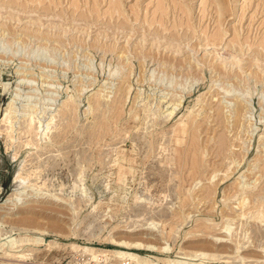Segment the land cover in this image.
I'll return each instance as SVG.
<instances>
[{"label": "rangeland", "instance_id": "obj_1", "mask_svg": "<svg viewBox=\"0 0 264 264\" xmlns=\"http://www.w3.org/2000/svg\"><path fill=\"white\" fill-rule=\"evenodd\" d=\"M8 1L0 0V79L31 81L23 89L34 91L42 125L54 116L56 128L42 135L41 149L23 147L15 158L5 140L0 203L24 163L43 197L14 217L0 215V264H137L107 254L116 250L149 264L191 262L195 254L202 264H264V221L256 218L264 209L258 0L227 1L225 36L212 48L204 44L217 14L209 5L203 13L201 0H178L187 16L167 5L169 29L152 22L155 0H121L123 14L113 16L109 0ZM66 104L74 109L64 116ZM191 122L203 149L196 177L182 171L173 141ZM11 234L30 242L11 245ZM221 238L231 244H217Z\"/></svg>", "mask_w": 264, "mask_h": 264}, {"label": "bare ground", "instance_id": "obj_2", "mask_svg": "<svg viewBox=\"0 0 264 264\" xmlns=\"http://www.w3.org/2000/svg\"><path fill=\"white\" fill-rule=\"evenodd\" d=\"M8 1V0H7ZM26 1H30V0H26ZM46 1V0H45ZM49 1V0H48ZM156 4H155V10L153 12V19L152 22H156L159 23V25H162L164 27V29H169L165 26V16L167 14V5L171 4V8L172 6H174L176 8V6H180L178 8V10H182V12L187 16L188 13H186L187 11H185L183 8V5L180 4V2L178 0H155ZM227 1L229 0H201L200 2V7H202V12L204 13L206 10V5H209L207 9H209V7H212L215 11V14H217V18H215V23H216V27L215 30L213 32H211L210 34L208 33V37L207 42L204 44L205 46H210L215 47V45H219V43L221 42V40H223L224 36L222 31H221V27H220V21H221V17L222 15H224L225 12H227V7L228 5L226 3H228ZM252 0H245L244 2L248 4V6L246 5V7H249L250 5H252ZM17 0H11L10 2L8 1L5 2V4L7 3V5H11L12 3H16ZM31 2V1H30ZM29 2V3H30ZM32 2H34L32 0ZM35 2H39V0H35ZM42 2V1H41ZM44 2V1H43ZM76 2V1H74ZM243 2V3H244ZM28 3V2H27ZM40 3V2H39ZM121 0H109V4H108V14L113 16V14H118V15H122V11H121ZM169 3V4H168ZM31 4V3H30ZM73 4V3H72ZM75 4V3H74ZM73 4V5H74ZM227 5V7H226ZM19 6H21L19 4ZM76 6V4H75ZM261 6L262 8V12L264 13V0H258L257 2V7ZM23 7V6H22ZM27 7V6H26ZM23 7V8H26ZM136 7V6H135ZM169 7V6H168ZM133 8V7H131ZM251 8V7H250ZM255 8V7H254ZM94 9H96L94 7ZM245 9V8H244ZM259 9V8H258ZM133 11H135L134 9H132ZM230 10V7L229 9ZM171 11V10H170ZM169 11V12H170ZM232 11V10H230ZM258 11V10H257ZM111 12V14L109 13ZM138 12V11H137ZM181 12V13H182ZM106 13V12H105ZM135 13V12H134ZM180 13V14H181ZM214 13V12H213ZM230 13V12H229ZM133 14V13H132ZM136 17L138 13H135ZM134 14V15H135ZM175 14V13H174ZM177 14V13H176ZM232 14V12H231ZM254 14V13H253ZM179 15V14H178ZM203 15V14H202ZM201 15V16H202ZM177 17V16H176ZM181 16H179L180 18ZM239 17V16H238ZM257 17V16H256ZM264 17V16H263ZM168 18V17H167ZM255 18V17H254ZM183 19V18H182ZM240 19V18H239ZM177 20V19H176ZM186 20V19H185ZM202 20V19H201ZM182 22V20H180ZM259 21V20H258ZM168 22V21H167ZM186 22V21H185ZM240 22V20H239ZM184 23V22H183ZM182 23V24H183ZM153 24V23H152ZM177 24V23H176ZM181 24V25H182ZM172 25V23H171ZM175 26V25H174ZM177 27L178 24H177ZM174 28V27H173ZM263 28V27H262ZM205 29V28H204ZM174 30V29H173ZM208 31V29H207ZM231 32V31H230ZM227 33V32H225ZM204 34H206V31H204ZM232 34V32H231ZM40 36V35H39ZM231 36V35H230ZM264 36V35H263ZM262 36V37H263ZM229 37V36H228ZM236 37V38H235ZM261 37V38H262ZM260 39V37H259ZM235 40L237 41V36H234L233 39L231 40V43H234ZM247 38L245 39L246 42ZM248 42V41H247ZM258 42V40H257ZM262 42V41H261ZM260 42V43H261ZM236 43V42H235ZM234 43V44H235ZM242 43V42H241ZM240 43V44H241ZM255 43V42H254ZM252 43V44H254ZM259 43V44H260ZM249 44V43H248ZM258 44V45H259ZM236 45V44H235ZM244 45V43H243ZM247 45V44H246ZM262 45V44H260ZM203 48H206V47ZM238 46V43H237ZM236 46V47H237ZM240 46V45H239ZM249 46V45H248ZM251 46V43H250ZM220 47V46H219ZM194 48V47H192ZM207 51V50H206ZM22 74V73H21ZM24 75V74H23ZM218 75V74H217ZM224 75V74H223ZM29 81H27L25 78H21L16 80L14 83H7V82H3L0 79V85L3 87L4 93H9V97L7 102L5 103V105L1 108V112H0V132L1 134L4 136L6 143L7 144H12L13 146H15L14 148V158L18 156L19 151L21 150V148L23 147H33V149L35 148L37 149H41V140H42V135L46 136L49 134V132L51 131L52 128H56V126H52V120L54 119V116H48L50 117L49 119H45L47 120V123H43L42 125V117H40L39 115L42 114V107L41 106H37L38 102L35 101V97L33 96L34 91L32 90H28L25 91V88L23 89V86H27L30 85V82L28 84ZM32 83V82H31ZM11 88V90H10ZM30 88V87H29ZM31 89V88H30ZM35 92H37L35 90ZM124 92V91H123ZM128 92V91H127ZM127 95V93H126ZM126 98V97H125ZM182 100V99H181ZM176 103V102H175ZM76 104V103H74ZM124 104V103H123ZM101 105V101H100V97L95 99V108L98 109ZM109 105V104H108ZM77 106V105H76ZM177 106V105H176ZM175 106V107H176ZM179 106H180V102H179ZM78 108V107H77ZM107 108V107H106ZM74 107L71 104H66L65 105V109H64V116H66L67 114H71L73 111ZM116 109L118 110V113L116 112L115 115L119 114V105L116 107ZM121 109V108H120ZM149 109V108H147ZM90 110V109H89ZM171 111V110H170ZM173 112V111H172ZM172 112L170 113V115L172 114ZM54 114V113H53ZM46 115V114H45ZM50 115V113H49ZM52 115V114H51ZM47 116V115H46ZM107 117V116H106ZM115 117V116H114ZM107 120V119H106ZM110 120V119H109ZM115 120V119H114ZM44 122V121H43ZM68 122V121H67ZM109 123V121H108ZM45 124V125H44ZM70 125V124H69ZM95 128V127H94ZM144 128V127H143ZM101 129L105 130L106 127L103 126L101 124ZM112 130V129H111ZM198 126L194 125L193 126V122H191L190 124H181L180 126H178L176 128V132H175V137H174V143L176 145H178V150L177 152L179 153V163L182 167V171L183 172H188L189 173V177H196L198 175H201L202 173V167L204 165V160L203 157L201 156V153H203V149H201V145L198 143ZM94 132V131H93ZM113 132V131H112ZM93 135V134H92ZM153 137V136H152ZM48 140V139H47ZM159 141V140H158ZM50 142V141H48ZM264 142V141H263ZM47 143V142H46ZM153 144V143H152ZM9 148L11 146H8ZM8 148V149H9ZM13 148V147H12ZM152 149V148H151ZM11 150V149H10ZM223 153L222 147H218L217 149V156H219L220 154ZM12 155V154H11ZM202 157H200V156ZM120 161V160H119ZM235 162V161H234ZM241 162V161H240ZM120 164V163H119ZM260 169V168H259ZM264 169V167H263ZM38 168H35V171H33L34 173H36L35 175L37 176L38 174ZM255 171V170H254ZM222 174V172H221ZM244 175V174H243ZM241 176V175H240ZM245 177V176H244ZM78 178V177H77ZM36 180V179H35ZM181 181L183 183H185L187 181V177L183 176L181 177ZM13 189L11 191V193L9 194V196L2 202L0 203V209H8L9 211L6 214H0L2 215H7L8 217L12 216L13 217L15 215H17V208L20 206V209H28L30 207V205L28 204V202L33 201L34 199H37L39 197L42 196V183L38 182V181H32L31 177H30V173H29V168L27 167V164H22L19 168V170L16 172V174L13 177ZM39 183H41L39 185ZM245 184V182H244ZM243 184V185H244ZM125 185V184H124ZM86 187V186H85ZM217 188V187H216ZM2 188L0 186V192H1ZM88 190V189H87ZM36 195V197H34ZM39 196V197H38ZM55 196V195H54ZM43 197V196H42ZM46 197V196H45ZM44 197V198H45ZM207 197H209V194L207 195ZM49 198V196L47 197ZM73 198V197H72ZM182 198V197H181ZM246 198V196H245ZM51 199V198H49ZM248 199V198H247ZM42 200V199H41ZM182 200V199H181ZM246 200V199H245ZM242 201V200H241ZM248 201V200H247ZM237 206V205H236ZM242 209V208H241ZM227 214V213H226ZM224 216V215H223ZM30 217V216H29ZM256 218L258 220H260V222L264 221V209L259 211ZM2 221V219L0 220ZM246 223V222H245ZM232 224V223H231ZM232 226V225H231ZM204 227V226H203ZM202 228V227H201ZM149 229V227H148ZM151 229V228H150ZM133 235V234H132ZM1 237V236H0ZM153 237V236H152ZM5 238V237H4ZM12 238V234L10 236H7L5 239H9ZM113 239V238H112ZM231 239V238H230ZM4 239L1 238L0 241H2ZM233 240V239H232ZM8 241V240H7ZM25 241H29L30 239H10V243H12L11 245H15L18 242H25ZM34 242H40L42 241V238H36L33 239ZM114 241V240H113ZM120 243V242H119ZM126 244H128L126 241L124 242ZM219 245H230L231 243L228 242V240L225 239H220V241L217 240L216 242ZM238 243V242H237ZM121 244V243H120ZM123 244V243H122ZM125 244V245H126ZM237 244V248H238ZM252 245V244H251ZM131 246V245H130ZM132 247V246H131ZM150 247V245H149ZM153 247V246H152ZM151 249V248H150ZM153 250L155 248H152ZM171 249V248H170ZM169 249V250H170ZM93 250V249H92ZM161 250V248H160ZM165 250L167 252H169L167 250V247H165ZM102 253H105L107 251L105 250H100ZM8 252V251H7ZM17 253V251H16ZM108 253H113L116 254L122 258H126L128 260H135L137 262V264H149L150 261L149 260H142L140 258L137 257V255H135L134 253H130V252H126V251H122V250H116L114 252H107ZM109 255V254H108ZM12 256H17V255H12ZM201 256V254H195L193 255V258L190 259L189 261L191 262H176V261H170V264H202V263H197L196 261H199L198 257ZM190 257V256H189ZM93 258V257H92ZM97 258V257H96ZM167 259V258H166ZM201 259V258H200ZM183 260V259H182ZM206 260V259H205ZM204 261V260H203ZM212 261V260H211ZM209 261V262H211ZM192 262H196V263H192ZM208 262V260H207ZM215 262V261H214ZM206 263V262H205ZM213 263V262H212ZM219 263V262H218ZM217 263V264H218ZM222 263V262H221ZM133 264V262H132ZM154 264V263H153Z\"/></svg>", "mask_w": 264, "mask_h": 264}, {"label": "built area", "instance_id": "obj_3", "mask_svg": "<svg viewBox=\"0 0 264 264\" xmlns=\"http://www.w3.org/2000/svg\"><path fill=\"white\" fill-rule=\"evenodd\" d=\"M9 83V82H7ZM11 84V83H9ZM0 90L2 92H0V112H1V108L3 107V104H2V100H3V96H4V90H3V87L0 85ZM6 95H9V93H6ZM8 152L6 150V147H5V139H4V136L1 134L0 132V177H1V174H2V171H3V162H4V157L7 156Z\"/></svg>", "mask_w": 264, "mask_h": 264}]
</instances>
